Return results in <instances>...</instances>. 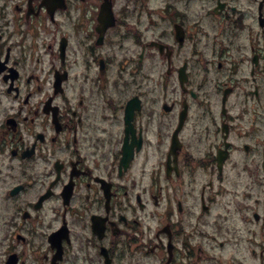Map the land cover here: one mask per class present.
Listing matches in <instances>:
<instances>
[{"label": "flooded vegetation", "instance_id": "obj_1", "mask_svg": "<svg viewBox=\"0 0 264 264\" xmlns=\"http://www.w3.org/2000/svg\"><path fill=\"white\" fill-rule=\"evenodd\" d=\"M195 1L0 0V264H264V0Z\"/></svg>", "mask_w": 264, "mask_h": 264}, {"label": "rangeland", "instance_id": "obj_2", "mask_svg": "<svg viewBox=\"0 0 264 264\" xmlns=\"http://www.w3.org/2000/svg\"><path fill=\"white\" fill-rule=\"evenodd\" d=\"M152 2H151V4H152ZM199 5H200V1L196 0L195 3H193V5H192V12L196 13V10L199 7ZM244 67L247 68L246 65H244ZM248 71H249V67H248ZM208 88H210L212 90L211 86H209ZM228 188H230L229 184H228ZM229 198H230V194L225 192L223 194V198H222L223 204L226 203V201L229 200ZM0 204H1V206L4 207L3 209L0 208V220L3 222L5 220V218H6V211H5V205L2 202H0ZM50 218L51 217H47L45 219V222L47 223ZM203 231H204V234L206 235V238H208L206 240V242L204 243V245H203V249H204L203 250V254L208 253L210 255V257H211L212 254H213V251L216 252V250L220 247V246L218 247V244H219V241L221 239H223V237L220 236L217 239L215 238V236L217 235L218 231H217V229H215V226H213V225H204L203 226ZM232 247H233L232 244L226 243L225 247L222 248L221 250L219 249L218 252H220L223 256H227L229 254L231 255V253L233 252ZM238 259H239V261L237 263L233 262L232 264H248V261H247V258H246L245 249H242L241 253L238 254Z\"/></svg>", "mask_w": 264, "mask_h": 264}]
</instances>
